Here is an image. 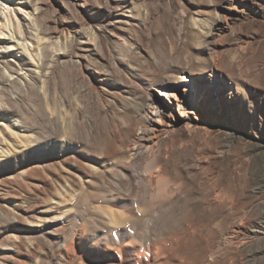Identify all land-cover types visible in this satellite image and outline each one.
Here are the masks:
<instances>
[{
    "label": "rangeland",
    "instance_id": "1",
    "mask_svg": "<svg viewBox=\"0 0 264 264\" xmlns=\"http://www.w3.org/2000/svg\"><path fill=\"white\" fill-rule=\"evenodd\" d=\"M44 45L48 84L0 98V264H264V0H0V61ZM182 70L206 97L155 130Z\"/></svg>",
    "mask_w": 264,
    "mask_h": 264
},
{
    "label": "bare ground",
    "instance_id": "2",
    "mask_svg": "<svg viewBox=\"0 0 264 264\" xmlns=\"http://www.w3.org/2000/svg\"><path fill=\"white\" fill-rule=\"evenodd\" d=\"M6 18H7V16H6ZM22 33H23V37H24V42L26 43L27 40H28L29 31H28V29H25V32L23 31ZM44 39L45 38L41 39V41L44 40ZM49 39L50 38H48L47 40H49ZM2 47L3 46H0V48H2ZM25 48H26L27 51H30V49L27 48V46H25ZM2 53L3 52L1 51L0 52V59L3 58V56L1 55ZM64 55L67 57V56H69V53H68V55H67V53H65ZM51 56H52V52H51L49 46L44 45L43 47H41V53H38L39 59L37 61V64L36 63L32 64V63H28V62H24L22 64H19L17 61H13V60H11V62L13 64L11 62H8V61H4V62H1L0 61V68H2L1 67L2 65L4 66L2 69H0V98L2 100H6V101L9 100L11 97H10V95H9V93L7 91L9 90L10 87H13V86H16L21 91L22 90H24V91L25 90H27V91H34V89L36 87V84L38 82H40L41 79H44L43 82L45 83V85H46V83L48 84V78L49 77L47 76V73L48 72H46V70H47V67H48V63L50 62ZM52 57H54V56H52ZM33 67H35L36 70H39V72L41 73V75H39V73L36 72ZM175 67H176V65H175ZM24 69H26L30 73L29 74V78L26 77V76H24L21 73V71H23ZM6 70H9L10 71V74H7ZM186 72H187L186 70H182V73L181 74H182L183 78L181 80L176 79L175 81H173V80H170L169 78H163V79L157 81L156 85H154V86H156V88H158L156 90H158V94L161 96V98L158 100V102L152 101L151 104L149 103V105H150V111L149 112L152 115V117L150 118V121L149 122L153 123V128L155 130H160L161 128L164 127L165 123L167 122L165 120V114L164 113L170 111L173 114V113H176V111H180V112H182L181 118L182 119H187V118H189L188 112L193 111L194 109H196L198 107V104L200 103V101H202L206 97L205 88H204V86H202V84H205V82H204L205 80H198V79L189 78V76L186 75ZM16 75H17V77H15ZM174 82H175V84H174ZM221 83L222 82L215 83V81L212 80V84H213L212 86L215 88L216 92L219 91L222 88L221 87L222 86ZM152 98H154V97H152ZM177 98L189 100L190 103H191V106L188 107V108L178 107L177 106V103H178ZM6 107L7 106H5V108ZM186 124L189 125L190 122L187 121ZM141 130L139 131L138 134H136V139H135L134 144L133 145H130L128 147L129 152L134 157H136L135 155H137L138 152L141 151V148L146 145L145 141L142 139L143 133L146 132V129H145L144 132L141 131ZM149 175L150 174L147 173V172L143 174L144 178L148 182L150 181L148 179V176ZM150 184H151V182H150ZM112 221H113V219H112ZM119 225L120 224H117L116 226L119 227ZM106 226H109V225L107 224ZM109 227L111 228L112 226H109ZM121 230L119 231L120 233H121ZM115 232H117V231H115ZM128 233L129 232H127V230H126L123 233V235H121L122 238H124L123 239V242L124 243L126 242ZM116 235H117V233L115 234V236ZM75 245H77V247L81 251L82 250L84 251L87 248V246L85 244V240L82 237H80L77 240V242L74 243V246ZM100 252H101V250H98V253L99 254H100ZM157 254H158L157 253V250L146 252L143 248L141 249V248L136 247V246H133L132 244H129V243H126L125 245H123L122 248L117 247L115 249H112L111 251L110 250L109 251H106L105 250V255H106V257L108 259L120 261V262H122V264L127 259H131L132 262H133V264H151L152 262H155L156 261Z\"/></svg>",
    "mask_w": 264,
    "mask_h": 264
},
{
    "label": "snow or ice",
    "instance_id": "3",
    "mask_svg": "<svg viewBox=\"0 0 264 264\" xmlns=\"http://www.w3.org/2000/svg\"><path fill=\"white\" fill-rule=\"evenodd\" d=\"M178 100V103H177V106L178 107H183V108H188L191 106V103L189 100L187 99H180V98H177Z\"/></svg>",
    "mask_w": 264,
    "mask_h": 264
}]
</instances>
